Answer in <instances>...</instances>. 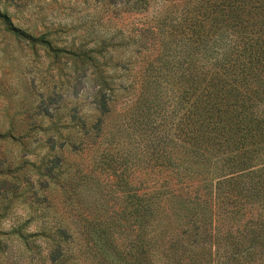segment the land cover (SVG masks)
<instances>
[{"label": "trees", "instance_id": "16d2710c", "mask_svg": "<svg viewBox=\"0 0 264 264\" xmlns=\"http://www.w3.org/2000/svg\"><path fill=\"white\" fill-rule=\"evenodd\" d=\"M160 24L99 65L120 72L98 69L89 121L61 143L90 164L43 168L72 216L50 264H264V0H181Z\"/></svg>", "mask_w": 264, "mask_h": 264}, {"label": "rangeland", "instance_id": "374dc122", "mask_svg": "<svg viewBox=\"0 0 264 264\" xmlns=\"http://www.w3.org/2000/svg\"><path fill=\"white\" fill-rule=\"evenodd\" d=\"M180 2L0 0V14L16 28L61 50L17 38L0 17V264H50L47 236L56 219L72 216L43 168L54 154L80 167L90 164V154L72 153L61 143L89 121L98 69L120 72L99 65L109 57L128 58L146 31L158 30ZM31 233L37 234L27 237Z\"/></svg>", "mask_w": 264, "mask_h": 264}]
</instances>
